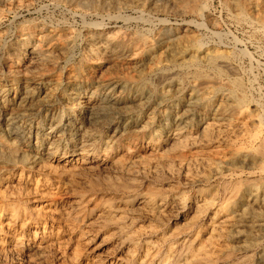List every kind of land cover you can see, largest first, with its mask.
Segmentation results:
<instances>
[{"label": "rangeland", "instance_id": "374dc122", "mask_svg": "<svg viewBox=\"0 0 264 264\" xmlns=\"http://www.w3.org/2000/svg\"><path fill=\"white\" fill-rule=\"evenodd\" d=\"M50 2L51 0H34L35 4L33 9L29 11V13H27V11H23V16L19 17L17 23H10V19L12 18L10 15L4 20L3 24L0 25V32L5 35V42H9L16 36L18 30L17 25H19L20 22H25V24L28 25L34 21L46 20L52 26L65 27V29L69 32H66L69 34L66 35V38H74L75 40L71 49L65 54V56H59L57 64L55 66H51V70L48 73L49 79L52 78L62 82L68 74L78 75L80 79H98V77L102 74L107 75L108 78H113L114 76L122 73H128L130 75H144L146 79H144V87L150 88L158 93H165L164 81L167 77L164 73H149L148 65H152V63L130 69L118 66H113V68H111V66L110 70L108 69L109 71H105V68H103L100 72L98 71V73H95L96 70L91 67L88 48L85 44L89 33L95 31V24L92 23L98 24L100 22H103L102 25L104 26L105 32L112 33L114 31H119L122 34H128L131 31H137L141 34H149L152 37L153 35L159 33V25L163 20L166 23L168 22L173 30L180 31L181 29L186 28L191 37L199 39L205 46H210L212 51L220 53L221 55L223 54L225 59L228 56L226 60H229L228 64H230V66H228L229 68L226 65L222 66V72H225L224 76L223 74L221 75L223 77L222 80L221 76L219 77V75L210 71L204 61L201 66V71L203 70V72L200 74L194 73L195 69L190 67L175 69V76L178 74L176 77H178L182 83H185L184 88L176 93H170L172 95L171 101L164 102L161 105H158V101L160 99L156 97L157 99L151 98L148 102L131 107L130 113L132 114L130 115L138 117L141 121L140 125L135 126L136 128L133 126L127 131H123V128H120L121 131L119 135L112 141L111 134L115 127H111L108 124L107 118L101 117L96 119L90 112H87V114L86 112L82 113L83 120H81L78 124L80 129H75V131L72 132L74 135L65 131L61 137L65 138L64 141L67 138L72 140H81V142L83 141L82 144L84 145V149L90 148L87 145L88 142H94L96 144L95 147H98V149L101 150L102 156L99 159L93 158L94 160H91L92 156L88 157V164L81 171H77L75 169H71L72 171H66L65 177L68 176V180L65 183L61 182V189L63 193L61 200H63V202H67L68 206H70L69 204L77 198H83V201H86L82 204V206L77 207L74 204L71 211L72 216L70 218L66 215H64L63 218H59L60 214H58L59 216H54L55 222L53 223L52 219H49L50 216L47 217L46 215L44 217H39L35 214H31L32 208H39L41 210L44 209L43 211H45L52 204L53 201L50 200V193L52 192L50 190L51 188H44L42 193L38 195H35L33 188H31L32 192L30 196H24L21 192L24 193L26 190L23 189L20 191L17 188L19 186L15 187L17 184L16 179H18V176L20 175L28 181L30 184L29 187H32L36 183H41L44 179L51 182V184H55L56 181L50 174L43 172L38 168L28 167L20 162H18L16 166L11 164L0 166V179H4L8 184H10L9 187L0 185V209L9 207L13 204H18L23 211H29V216L27 218H30V222L28 224L24 218L19 220L17 223V229L12 231V234L0 232V250L2 249L0 251V264H72V261L66 254V247L69 252L74 254V258L75 255L76 257H82L84 262L88 259L89 255L96 257V255L99 254V257L111 255L113 258L117 256L120 258L121 264H141L142 260V263L146 262L145 264H162L163 261L167 263L169 262V264H264V234L262 233H254L248 228H242L244 234L246 235L248 233L247 236L252 239L251 244L253 246L250 244L249 248H241L242 242L238 241L235 234H231L221 239L217 238L212 241L209 239V241V237H207L204 233H201L210 221V217L213 215L212 211H208L206 210V207L205 209L203 207L206 205V200H208V198V201L212 199L213 204H215L213 206L215 207L214 210H223L227 206L225 203L233 202L235 198V200H238L237 198L240 199V197H247L249 199V196H247L248 194H244L243 190L247 188V185L248 187L253 186L252 188L256 191L258 188L260 191L262 187H264V169L262 171L264 165L262 166L260 163H255L251 165H238L235 167L229 166L226 163H223L218 157V144L210 146L199 145L196 148L189 147L182 149L169 146L161 153L151 155L150 152L146 151L148 150L147 147L149 145L151 132L148 130L144 131L142 129V126H146L150 119L159 122L161 116L166 115L170 111H172L173 114H179L184 111L183 102L189 98L188 96H190L189 94L191 93L190 87L192 85L201 87V89H203L202 91L207 94L210 92V96L212 95V92L217 90L220 91V95L225 96L229 93V84L234 82V80H238L239 83L242 82V89L238 91L239 93H237V96H239V98L243 96L248 100L246 99L245 103H220V100L218 101V99L215 101L212 100L207 112L208 117H215L224 111L229 117L235 119L237 116H240V112L243 109L244 111L247 109L246 111L250 112L251 115L255 117L264 115V31L262 28H260V26L256 23H240L237 21L234 17L236 15L234 14L235 12L233 11V8L228 6L226 0H190L191 5L195 3L193 7L194 10L201 13V16L196 17L192 13H180L173 9L162 11L155 3L151 4L150 7L144 10H134L135 8L125 7L122 8L123 10L121 9L120 12H118L122 17L117 20H109L105 18L104 16L108 12H98L92 17L83 18L82 10L79 9L81 7L76 5L77 1L72 3L73 0H64L62 2L58 0V2L61 3L59 4L56 0H52V2H55V5L57 6L53 5L54 7H46L45 5H48ZM88 21L91 23L88 24ZM113 24L116 25L114 26ZM168 44L169 43L166 45L168 46ZM169 45L171 46V43ZM167 46L160 45L157 48V53L160 54L164 49H167ZM177 58L178 60H181V57ZM99 61L103 62V64H107L103 56L100 57ZM5 65L4 50L0 49V69L3 70L2 72L6 70ZM65 88L66 87H61L62 91H65ZM84 89V86H79L74 93L70 95L64 94V98L60 101H47L46 94L44 92H40V95L35 97V100L38 105L44 104L46 108L49 107L51 112L54 114L55 120L59 119L62 120L64 124H67L68 118H71L79 113L80 109L71 108V106L74 104L77 95L80 92H83ZM242 90L243 92H241ZM115 91L116 94L125 93V90L122 87L115 88ZM160 93L159 95H161ZM84 99H86V97ZM239 108L242 110L240 111ZM197 112H202V110L197 108ZM115 115V112H113L112 116ZM40 122V124L43 125V131L41 132H49L50 123H52L51 119H41ZM166 122L174 124L175 120L174 118H169ZM6 123L7 122L5 121H0V141L7 146L10 145L14 147L20 155L24 156L25 160L38 157V159L43 163H51L49 159L50 156L46 153L51 141L45 140L43 142V146H40L39 148V155L35 156L36 136L31 138L30 143H28V141L26 142L23 138H15L14 136L13 138L6 137V135H3L4 132L2 131L6 126ZM251 123L249 124L250 128L247 127V131L249 130V132L245 130L248 134L251 133L249 135L254 134V132L256 133V130L258 131V125L254 126L253 124L255 123ZM225 132V138L229 141L222 143V147L220 148L223 149L221 150L222 154L227 155L228 158L232 156L233 153L235 154L238 150H248V148L251 149L256 146L255 144H252L249 139V135L244 131L243 133L241 132L242 134L238 131L231 132V130H226ZM241 135L245 137H242ZM72 140L68 143L70 148H73L74 145V140ZM249 142L252 146L251 144H248ZM111 145H113L112 148L109 147ZM238 146H240V148ZM199 147H201V149ZM237 148L238 150H236ZM62 151V148L58 150V152ZM211 152H213L212 155ZM104 153H107V156H104ZM201 156L206 158L207 161L216 163L224 171L220 172L218 175L212 174L211 171H209V167L199 161ZM206 156L209 157L207 158ZM104 158H107L108 161H104V163H102ZM71 159H74V156H71ZM181 161H184V163L190 162V169L188 172L189 176L198 175L202 177L205 175L208 180L200 181L196 184H188L183 178H177V176L173 178H165L163 176L162 180L156 178L154 179L150 176L147 179H138L137 188L134 189V186L129 180H127V177L120 173V170H117V167H114L116 166L114 164L123 162L131 164L132 169L134 170L138 168L142 169L144 166L149 169L151 168L152 170L154 163L156 164L159 162V165L162 167H166L168 165V168H173L175 173H178ZM185 173H187V171ZM14 174L16 179L11 182L10 177H13ZM110 182L120 184L116 186H108L107 184L110 185ZM237 182L239 183L236 184ZM123 183L127 184V187L123 186ZM239 191L241 195L237 193ZM235 192L239 194L240 197L239 195L236 197L237 194ZM144 195H152L156 198V200H162L165 198L171 199L179 196L184 197L185 200H187L181 208H179V206L182 205L177 204V206L175 204L170 206L171 208H168L169 210L166 209V211L162 212L163 215L160 219L158 217L156 218L151 216V218L146 216L140 207L130 208L131 206H128L130 208L129 209L127 204H122L124 202H138V198ZM212 196L215 197L212 198ZM27 199H29L30 202H25ZM109 201H112L114 206L117 205L116 207L120 205V215L125 214L124 216L128 220L127 224L130 225H115L109 221L107 222L97 218V212H99L100 207ZM124 205L126 207H123ZM201 205L202 207L200 208ZM256 208L257 212L263 213L264 215V206L257 205ZM44 220L48 222L47 226L51 224L57 226L56 228L59 230V234L55 237L58 241L48 248L37 251L36 248H28L26 241L30 235L37 234V241L44 238L43 233L38 232L39 230L36 228V223L43 222ZM118 227L121 230L119 229L118 231ZM147 227H150L151 229L153 228L152 230H155V233H141ZM71 229L74 230V235L70 234ZM47 231L50 232L48 227ZM128 235L133 237L132 245L130 247L131 249L129 250L127 249L128 247H125L122 244L123 239ZM52 238H54V235H52ZM162 238L166 239L165 242H162ZM18 239L23 241L24 244L20 247V249L16 248V250L10 245V243L14 244ZM213 246L218 248H213ZM188 249L192 251L193 255H197L195 256L196 259L194 258L193 260V258H190L192 255L189 254L191 255L189 256L188 253H186ZM224 249L226 250L224 251ZM79 250L80 252H78ZM171 250L176 251L177 256H171ZM200 250L201 252L202 250H204L203 252H206L205 250L208 252L205 254L203 252L201 253ZM215 250H217V253ZM200 253L201 256L198 255ZM193 261L196 262L193 263ZM95 262L94 264H109L108 262H99L98 260Z\"/></svg>", "mask_w": 264, "mask_h": 264}, {"label": "bare ground", "instance_id": "6f19581e", "mask_svg": "<svg viewBox=\"0 0 264 264\" xmlns=\"http://www.w3.org/2000/svg\"><path fill=\"white\" fill-rule=\"evenodd\" d=\"M56 1L58 2V0ZM59 1L62 2L64 0H59ZM76 1L78 3V4L76 3V5L77 6L79 5L81 7L79 9L82 10L83 18L92 17L95 13L97 14L98 12H102V13L108 12L104 16L105 18L109 20H115V19L117 20L119 18L121 19L122 17L120 13H118L122 8L131 7V8H135L134 10L136 9L144 10L150 7V5L153 3H155L158 6V8L162 11L173 9L176 12H180V13H192L193 15H195V17L201 16V13L195 11L193 8L195 3L191 5L190 0H108V1L73 0L72 3H75ZM226 3L228 4L229 7L233 8V11L235 12L234 14L236 15L234 17L236 18L237 21H239L240 23L241 22L256 23L264 31V0H226ZM34 4H35L34 0H0V25L3 24L4 20L10 15L12 16V18L10 19V23L11 24L17 23L19 17L23 16L22 14L23 11H27V13H29V11L33 9ZM55 4L56 3L55 2L53 3L51 0V2L45 6L50 8L57 6ZM89 23L91 22L88 21V24ZM102 23L101 22L98 24L92 23L95 24V26L93 25L95 31L89 33V35L86 38V44H85L87 45L88 48L91 67L96 70L95 73H98V71L100 72V70H102L103 68H105V71H109L111 66H112L111 68H113V66L116 67L118 66V67H125L127 69H130L133 67L135 68L139 66H145L146 64L152 63V65H148L149 73H155V72L164 73L165 76L167 77L166 80L164 81L165 93L159 92L161 94L159 95L158 92H155L150 88L144 87V82H145L144 75L138 76V75H130L128 73H122L120 75L114 76L113 78H108L107 75L102 74L100 75L101 77L100 76L98 77V79H92V78L80 79L78 75L68 74V76L65 77V80L64 81L62 80V82L52 78L49 79L48 73L51 70L50 69L51 66H55L57 64V60L59 56L61 57L63 55L65 56V54L71 49L73 42L75 40L74 38L71 39L66 38V35L69 34L66 33L68 31L65 29L64 26L55 27L52 26L46 20L34 21L28 25L25 24V22H20L19 25H17L18 30L16 36L13 39H11L9 42L4 41L5 35L0 32V49L4 50V63L6 64L5 65L6 70L4 72H2L3 70L0 69V121L7 122L6 126L2 130L4 132L3 135H6V137H11V138H13V136L15 138L16 137L20 139L23 138L26 142L28 141V143H30V140L33 136H36L37 139L36 146L34 145L36 148L35 156L39 155L40 152L39 148L40 146H43V142L45 140L51 141L50 145L48 146V151L46 152L50 156L49 159L51 163L49 162L43 163L38 159V157L25 160L24 156L20 155L14 149V147L10 145L7 146L2 141H0V166H4L5 164H11L16 166L18 162H20L31 168H38L39 170L50 174L54 178V180L56 181L55 184H51V182L44 179L42 180L41 183L35 182L36 183L35 185L29 187L30 184L28 183L27 180H25L22 177V175L18 176L19 177V178L17 177L18 179H16L15 174L13 177H10L11 182L15 181L16 179L17 184L15 187L19 186L17 187L18 190L20 191L23 189L26 190L24 193L21 192V194L24 196H30L32 192L31 188H33V192L35 195L42 193V190L44 188H51L50 190L52 192L50 193V200L53 201L52 204L47 209L45 208L46 209L45 211H43L44 209L41 210L39 208H32L31 214H35L39 217L42 216L44 217L46 215L47 217L50 216L49 219H52L53 223L55 222V218H54L55 215L60 214L59 218H63L64 215L70 218L72 216L71 211L72 208L74 207V204L75 206L78 207V206H82V204L86 202L83 201V198H79V199L77 198L76 200H74L69 204L70 206H68L67 202H63V200H61V197L63 195L61 189V182L65 183L68 180L67 179L68 176L65 177L66 171L71 169L81 171L88 164V159H89L88 157L92 156L91 160H94L93 158L99 159L102 156L101 150L98 149V147H95L96 144L94 142H88L87 145L90 148L84 149L83 148L84 145L82 144L83 141L81 142V140L79 141L77 139L76 140L73 139L74 140L73 141L72 139L69 138H67L64 141L65 138L61 137V135L65 133V131H68V133L70 132L71 134L72 132L75 131V129L77 128L80 129L78 127V124L81 120H83L82 113L86 112L87 114V112L88 113L90 112L93 114L94 118L96 119L101 117L107 118L108 124L111 127L112 126L115 127L111 134V141H112L114 138H116L119 135L121 131L120 128H123V131H127L129 128L133 126L135 127L140 125L141 121L138 119V117H134L133 115H130L132 114L130 113L131 107L148 102L149 100H151V98L153 99L159 98L160 100L158 101V105H161L164 102L171 101L172 95L170 93L173 92L176 93L184 88L185 83L184 82L182 83L180 79L176 77L178 76V74H176L175 76L176 73V72L174 73L175 69L190 67L195 69L194 73L200 74L201 72H203V70L201 71V66H202V62L204 61L206 62V65L210 69V71H213L215 74L219 75L220 77L222 74L224 76L225 73L222 72L223 70L222 66L225 65L227 67L230 66V64H228L229 60H226L228 56L225 59L223 54L221 55L220 53L212 51L210 46H205L199 39L191 37L187 32L186 28H183L180 31L173 30L172 27L168 24V22L166 23L163 20L159 25L160 26L159 33L157 32L158 34H155L152 37L149 34H141L137 31H131L128 34H122L119 31H114L112 33L105 32ZM113 25L115 26L116 24ZM167 43L169 44L171 43V46L169 44L167 46L166 45ZM160 45L167 46V49L163 48L164 50L159 54L157 53V48ZM102 56L107 64H103V62L99 61L100 57ZM177 57L179 58L181 57V60H178ZM222 78L223 77L221 76V80ZM241 83H239L238 80L237 81L234 80V82L229 84V89H228L229 93L226 94L225 96L220 95L219 90L212 92V95L210 96L209 94L210 92L207 94L206 92L202 91L203 89H201V87L192 85L190 87L191 93L189 94L190 96H188L189 98L185 102H183V108L185 109L184 111H182L179 114L176 113L173 114L172 111H170L166 115L161 116L159 122L150 119L146 126L145 125L142 126V129L144 131L148 130L151 132V136L149 138L150 139L149 145L147 147L148 150L146 151L150 152L151 155H156L164 151L169 146L182 149L189 147L196 148L199 145L210 146L213 144H218L217 155L223 163H226L229 166L235 167L238 165H251L255 163L258 164L260 163L263 166L264 165V115L260 117H255L252 116L250 112L246 111L247 109H245L244 111V109L242 110L240 108H239L240 111L242 110L241 112L239 111L241 114L239 117L237 116V118L235 119L229 117L227 113H225L224 111L215 117H208L207 115V112L209 110L208 108L212 100L215 101L218 99V101L220 100V103L221 102L245 103L247 98L243 96L239 98V96H237V93H239L238 91L242 89ZM79 86H84L85 89L83 90V92H80L77 95L74 104L71 106V108H78L80 110L78 114L72 116L71 118H68L67 124H64L62 120L59 119L55 120L54 114L51 112L49 107L46 108L44 104L38 105L36 103L35 97L39 96L40 92H44L46 94L47 101H55V100L60 101L64 98V94L70 95L74 93L77 87ZM61 87H66L65 91H62ZM117 87L124 88L125 93L116 94L115 88ZM241 92H243V90ZM85 97L86 99H84ZM197 108L202 110V112H197ZM113 112H115L116 114L115 116H112ZM169 118L171 119L174 118L175 120L174 124L170 122L169 123L166 122V120ZM41 119H47V120L51 119L52 123H50L49 132L46 133L41 132L43 131V125L40 124ZM251 122L255 123L253 124L254 126L258 125V131L256 130V133L254 132V134L249 135L251 133L249 134L247 133L249 132V130L247 131V127L250 128L249 124ZM226 130H231V132L238 131L240 133L241 132L243 133V131L245 132L246 130L247 132L245 133L249 135L250 141L252 142V144H255L256 146L254 148L252 147L253 149L248 148V150L245 149L238 150L237 148L236 150L238 151L235 152V154L233 153L234 152L233 151L232 153L234 155L232 154V156L228 158L227 155L222 154L221 150L223 149L220 148L222 147V143H226L225 141H227V139L225 138L226 136L224 134ZM72 134L74 135V133ZM71 140L73 141L74 144L73 148H70V145L68 144L69 141ZM248 144L251 143L249 142ZM112 146L113 145L109 147L112 148ZM238 147L240 148V146ZM61 148L63 149V151L58 152V150H60ZM199 148L201 149V147ZM212 153L213 152H211V155ZM106 154L107 153H104V156H107ZM71 156L72 157L74 156V159H71ZM202 156L200 157V159L198 158L199 161L202 162L203 164H206L209 167V171H211L212 174L218 175L220 174V172L224 171L220 168L219 165H217L214 162L207 161V159ZM250 157L253 159H251ZM104 161H108V159L104 158L102 160V163H104ZM189 163H184V161H181V164L178 169L179 171L178 173H175L173 168H168V165L166 167L165 166L162 167L161 165H159L160 164L159 162L156 164L154 163L152 170L151 168L149 169L148 167L145 166L142 167V169L138 168L134 170L132 169L131 164L123 163V162L114 164L116 165L114 167L115 168L117 167V170L119 169L120 170L119 172L127 177V180H129L130 183L134 186V189L137 188L139 181L138 179H147L150 176L153 177L154 179L156 178L159 180L160 179L162 180L163 176L165 178H173L177 176V178L178 177L183 178L188 184L189 183L196 184L197 182L208 180L207 176L205 175L202 177L198 175L189 176L188 174L190 169ZM207 166H206V170H207ZM262 166L260 165L261 168ZM263 169L264 168H262V171ZM186 171L187 173H185ZM69 181L72 182L71 180ZM238 183L239 182H237L236 184ZM118 184L110 182V185L109 184L107 185L116 186ZM0 185L6 187L10 186V184H8L4 179H0ZM123 186L127 187V184H124ZM252 187L253 186L248 187L247 185V188L243 190L244 194H248L247 196H249V199L247 197L246 198L240 197L241 195L240 191L237 192L240 195L235 192L237 194V196L236 195L235 196L238 197L239 195L240 199L237 198L238 200H235L236 199L235 198L234 200L232 199L233 202L225 203L227 206L225 205L226 207L223 210L222 209L214 210L215 207L213 206L215 204H213L212 199L210 201H208L209 198L208 200L205 199L206 205L203 206L204 209L206 207V210L213 212V215L210 217V221L207 223L203 231H201V233H204L205 235H207V237H209L208 240L210 239L212 241L217 238L221 239L231 234H235L236 237L238 238V241L242 242L241 248H249V245L252 243V239L249 236H247L248 233L246 235L244 234L242 228H248L251 230V232L254 233L259 232L264 234V215L263 213L257 212V208H256L257 205L264 206V187H262L260 191L259 188L256 191ZM214 197L212 196V198ZM186 200L184 197H180V196L171 199L165 198L162 200H156V198L153 197L152 195H146V196L144 195L138 198V202L135 201L134 203V201H132L130 203L124 202L122 204H127V207L131 206L130 208L140 207L142 211H144L146 216L149 217L152 216L156 218L158 217L160 219V217L163 215L162 212L166 211V209L168 208H171L170 206L177 204V205H182L179 206V208H181L184 206ZM112 201L111 202L109 201L105 203V205L100 207L99 212H97V218L102 219L103 221H107V222L109 221L110 223H113L115 225L127 224L128 220L124 216L125 214L120 215L121 212L119 207L120 205L116 207L117 205L114 206ZM25 202H30V200L27 199L25 200ZM123 207L126 206L124 205ZM201 207L202 205L200 206V208ZM28 216H29V211L28 212L23 211L18 204H13L9 207H4L0 209V232L5 234H9V233L12 234V231H15L17 229V223L19 220L24 218L27 224L30 222V218L29 219L27 218ZM47 225L48 222L46 220L40 223H36V228L37 230H39L38 232L40 233L42 232L44 238H42L40 241H37L36 239L37 234L30 235V237H28L26 241L28 248L31 247L33 249L36 248L37 251L48 248L58 241L56 240L55 237L58 236L59 234V230H57L56 228L57 226L56 225L54 226V224H51L49 226ZM47 227L50 230V232L47 231ZM119 229L120 228L118 227V231ZM152 229L150 227H147L141 233L153 234V232L155 233V230ZM70 234L74 235L73 229L70 230ZM52 235H54V238H52ZM132 240L133 237L128 235L126 238L123 239L122 244L125 247H128L127 249L129 250L131 249L130 247L132 245ZM165 240H166L165 238H162V242H165ZM23 244L24 242L20 241L19 239L14 244L10 243V245L15 249L16 248L20 249V247L23 246ZM213 248H218V247L213 246ZM226 249H224V251ZM65 251L69 259L72 261V264H94L96 260H98L99 262H108L109 264H121L120 258L117 257L116 255H115L116 257L113 258L111 255L100 256V257L99 254H97L96 257H92V255H89L88 259L84 262L82 257L79 256L76 257L75 255L74 258L73 257L74 254L69 252L67 247L65 248ZM203 251L204 250H202V252ZM205 251L208 252L207 250ZM215 251L217 253V250ZM78 252H80V250ZM206 252L203 253L206 254ZM176 253H177L176 251L173 250L170 251L171 256H177ZM186 253H188V255L191 254L192 256L191 255L189 256H191L190 258H193V260L194 258L196 259L195 256L197 255H193L191 250L188 249ZM201 253L198 255L201 256ZM142 262L141 264L146 263V262L145 263ZM195 262L193 261V263ZM162 264H169V262L167 263L163 261Z\"/></svg>", "mask_w": 264, "mask_h": 264}]
</instances>
